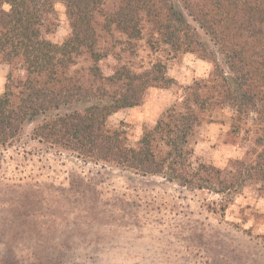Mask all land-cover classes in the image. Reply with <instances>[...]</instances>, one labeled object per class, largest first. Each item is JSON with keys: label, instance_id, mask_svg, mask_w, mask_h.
<instances>
[{"label": "trees", "instance_id": "obj_1", "mask_svg": "<svg viewBox=\"0 0 264 264\" xmlns=\"http://www.w3.org/2000/svg\"><path fill=\"white\" fill-rule=\"evenodd\" d=\"M62 1L71 33L58 44L46 36L56 24L54 0H0V63L9 66L0 149L32 126L30 140L54 152L211 192L222 212L249 182L264 191V0ZM145 38L153 48L196 53L214 68L133 145L108 127V117L172 81L162 61L141 72L123 62L118 42L134 51ZM110 56L118 63L107 75L100 63ZM221 106L234 109L236 132L255 113L258 133L257 147L227 169L195 162L190 141L203 114Z\"/></svg>", "mask_w": 264, "mask_h": 264}, {"label": "rangeland", "instance_id": "obj_2", "mask_svg": "<svg viewBox=\"0 0 264 264\" xmlns=\"http://www.w3.org/2000/svg\"><path fill=\"white\" fill-rule=\"evenodd\" d=\"M50 17L56 24L46 36L61 44L71 33L62 0H54ZM117 50L138 72L162 61L172 79L148 88L140 105L108 117V127L123 130L133 145L179 107L186 86L214 68L196 53L153 48L147 38L134 51L125 42ZM117 63L110 56L100 64L110 75ZM8 71L0 63V91ZM235 116L229 106L203 114L190 140L195 162L227 169L257 147L256 114L238 132ZM31 128L0 149V259L7 264H264V191L257 183L222 212L216 194L81 162L31 141Z\"/></svg>", "mask_w": 264, "mask_h": 264}]
</instances>
